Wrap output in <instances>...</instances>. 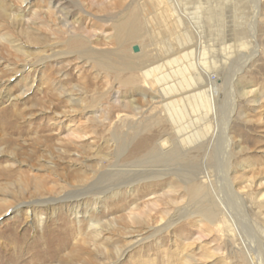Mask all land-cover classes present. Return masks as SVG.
<instances>
[{
    "label": "rangeland",
    "instance_id": "374dc122",
    "mask_svg": "<svg viewBox=\"0 0 264 264\" xmlns=\"http://www.w3.org/2000/svg\"><path fill=\"white\" fill-rule=\"evenodd\" d=\"M178 1L182 27L165 30L150 0H0V264H250L223 216L199 213L217 201L262 264L264 0L253 36V0ZM123 18L131 24L119 35ZM216 42L232 45L229 71L254 56L238 77L245 95L220 84L219 123L233 109L223 161L232 188L217 181L209 191L199 179L208 133L194 138L189 115L195 98L169 100L168 120L159 118L160 97L137 64L147 69L153 44L162 47L160 75L179 88L198 50ZM216 157L211 150L206 172L219 177ZM97 220L96 236L88 226Z\"/></svg>",
    "mask_w": 264,
    "mask_h": 264
},
{
    "label": "bare ground",
    "instance_id": "6f19581e",
    "mask_svg": "<svg viewBox=\"0 0 264 264\" xmlns=\"http://www.w3.org/2000/svg\"><path fill=\"white\" fill-rule=\"evenodd\" d=\"M150 2L153 4L154 9L158 14L159 18L162 20V22L165 23L164 25L165 30L171 27H178V25L179 28L182 27V22L184 21L185 17L182 16L183 14L181 15V8H179L178 0H150ZM251 10H252V15L250 17L247 27L248 28L247 33L249 36H253L256 30L255 22H256V17L259 13L258 0H253ZM188 23L189 26H191V23L190 22ZM130 24L131 22L129 23L128 19L125 18L120 19L116 24L118 34L122 35V33L126 32ZM161 31L158 32V34H160ZM184 32L182 33L184 34ZM193 33L196 35V38L197 37L199 38V33L197 31ZM239 43L241 48L243 45V41H240ZM153 46L154 48H152V52H153L152 58L154 59V61L152 60L149 62L150 65L147 67V69H144L142 66L138 65L137 63L135 64H137V68L140 70L142 81L143 84H145L144 86L146 90L152 92L153 94V95L151 94L152 95L151 97L152 98L157 96L160 97V101H158V104L162 108L161 109L162 114L160 116L158 115L159 118L168 120V112L165 109V106L167 105V102L169 100L174 99L177 96H179V98L182 99L185 97V95L183 94H187L188 96L194 97L195 99L190 98V102H188V104H190L188 106H191L189 115L194 123V127L192 130L193 137L195 138L199 134L200 138L202 139L205 136L207 137L206 133H208L206 146L204 147V154L202 153L203 157L200 162L201 163L200 165L202 166L201 167L202 171H200V177H199L200 183L206 188H208L209 191L214 190L213 184L216 183L217 181L226 182L228 183L229 189L230 187L232 188V182L228 176V172L230 171V166L227 167L226 165H224L225 163L223 164V161L230 160L232 156L231 154H229V147L231 143L230 123H231V115L233 109H231L228 112L226 111L227 113L225 114V116L223 112V117L221 116L222 120L219 123V120L217 118L218 108L220 107L221 98H222V97L220 98L219 88H220V84L225 81V88L227 90V94L229 93L232 95L234 91H236L237 89L239 90L241 95L246 94L245 87L241 86V84L239 85L238 77L245 70L247 65L251 62L254 56V52L250 55L248 54L247 56L245 55L246 58L239 61L237 65L238 67H236L234 70L229 71V62L231 61L233 54L231 49L232 45L225 44V46L222 45L220 46L219 43L216 42L214 45V49L212 51L207 50L206 52L204 50L206 52L205 53L203 52V50L202 52H200L201 50L200 51L198 50V55L196 57V60L194 59L195 61L193 63H190L189 71L187 72L189 73L190 78L186 79L187 80L186 82L189 85L180 84L179 88H176L175 84L172 83L166 84L164 82L165 79L163 78V76L160 75L161 71H159V68H162V66H164L168 62V57L164 55L166 54L167 51H165L162 47L161 48L157 47L154 44ZM161 50L165 51V53L163 52V55ZM185 53L187 52H184L181 55H184ZM94 56H95L94 59L97 60L100 63V65H102L104 68H110L112 66V62L110 58L105 54L100 53ZM133 58L136 59L138 58V56H135ZM125 64L129 66V63H123V65ZM192 81L195 83V85H193ZM232 107H234V104ZM181 110L183 112L182 108ZM180 116L181 115L179 114V118ZM168 143H169V139L167 134L161 136L160 146H162L163 148ZM211 150L212 151L214 150L218 153V157H216L217 158L216 168L218 170L219 177H215V175H210L209 172H206V163L209 161V158L211 157ZM187 186L189 188H194L193 180H189L187 182ZM263 198H264V193L260 194L258 198L259 199L257 201L258 207L261 208L264 207V200L260 201ZM234 200H236V203H238L241 213L245 214L244 209L243 208L241 209V206L244 207V204L243 201H241L242 196L240 195V193L238 192L235 193ZM47 202L49 201H43L44 204H47ZM215 205H216L215 210L201 209L199 213L203 216L204 219L209 220L211 222L216 219L215 216L222 215L223 217L221 218L224 222V226L226 227L227 232L231 236L232 235L235 236V234H237V237L235 238L237 249L240 252H243L245 259L250 264H256L255 258L257 256L254 257L252 255L253 253H250V251L248 250V243L245 241L244 238L241 237L242 233L240 232V228L235 224L233 214L230 212L229 207L226 204H223L221 201H217ZM37 218L39 221H41L40 215H37ZM102 226H105L104 223H100L97 220V222L91 221L88 227L97 236L100 234ZM258 250H259L258 256L260 257L259 259L261 260L259 261L262 264H264V249L260 247Z\"/></svg>",
    "mask_w": 264,
    "mask_h": 264
}]
</instances>
